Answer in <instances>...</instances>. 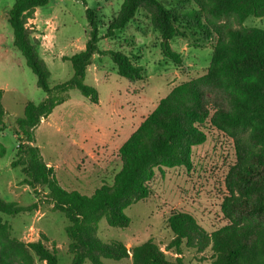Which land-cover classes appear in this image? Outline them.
I'll return each instance as SVG.
<instances>
[{
    "label": "trees",
    "instance_id": "16d2710c",
    "mask_svg": "<svg viewBox=\"0 0 264 264\" xmlns=\"http://www.w3.org/2000/svg\"><path fill=\"white\" fill-rule=\"evenodd\" d=\"M85 6V0H77ZM48 0H14L6 13L12 30L13 47L26 67L36 77V87L45 94L38 104L26 103L22 117L15 119L18 140L11 168H19L22 184L47 190L52 210L60 212L67 226L69 264H103V260H130L131 264H185L181 247L203 253L210 247L214 264H264V29L222 26L233 21L237 26L248 18H264V0H179L164 4L160 0H123L116 16L107 24L105 38L125 29L137 12L145 10L152 29L159 34L164 58L180 66L181 57L170 47L177 37L187 35L207 41L216 35L205 74L183 82L170 90L154 110L118 149L120 169L111 184L103 183L90 196L63 190L52 167L42 160L35 146L34 130L53 109L77 90L90 104L98 103L96 90L84 84L87 68L94 54L107 55L120 78L129 82L143 79L141 67L120 52L99 51L98 22L94 10L86 9L88 40L80 52L65 59L72 77L50 87L49 72L37 53L38 41L28 23L35 10ZM194 8L182 12L183 6ZM0 131L4 130L5 112L1 104ZM208 120L234 140L236 162L225 177L227 195L220 210L227 224L207 234L195 219L183 212H172L166 224L173 235L168 249L177 255L166 259L148 240L126 249L120 241L101 242L96 224L104 219L109 227L125 229L130 220L124 210L147 199L155 170L191 166V149L205 141L200 130ZM5 149L0 145V158ZM36 205L23 207L0 198V264H58L54 248L44 245L42 235L35 242L24 243L11 236L10 226L2 216L14 217L31 212Z\"/></svg>",
    "mask_w": 264,
    "mask_h": 264
},
{
    "label": "rangeland",
    "instance_id": "374dc122",
    "mask_svg": "<svg viewBox=\"0 0 264 264\" xmlns=\"http://www.w3.org/2000/svg\"><path fill=\"white\" fill-rule=\"evenodd\" d=\"M123 0H48L35 10L28 27L39 45L37 53L48 72V84L53 87L72 77L71 65L65 59L84 49L89 38L85 10H94L98 22L99 51L120 52L143 70V79L129 82L120 78L107 55L94 54L87 68L84 84L98 94L95 105L86 101L77 90L68 92V99L55 107L34 130L35 146L44 163L52 167L59 186L67 192L90 196L101 184H111L120 169L118 149L139 124L172 88L196 79L209 66L216 35L207 41L187 35L174 38L169 44L181 57L177 66L163 57L159 34L150 24L145 10L137 12L125 29L105 38L107 24L116 16ZM173 4L179 0H160ZM14 0H0V89L5 112L0 145L5 154L0 158V198L36 209L14 217L2 216L11 229V236L24 243L35 242L43 235L48 249L54 248L58 264H69L68 239L64 228L67 221L60 212L52 210L47 190L32 189L22 184L19 168H11L18 140L15 119L22 117L26 103L38 104L45 97L36 87V77L26 67L21 54L13 47L12 30L6 13ZM194 8L183 6L182 12ZM222 26L242 29H264V18H248L241 26L233 21H221ZM205 141L191 149L189 169L184 167L155 170L150 183V195L133 204L124 215L130 220L125 229L109 227L104 219L96 224V236L103 242H122L126 249L152 241L173 261L177 256L168 249L173 235L166 224L172 212L191 215L210 234L227 224L220 206L227 195L225 177L236 162L234 140L211 126L208 120L200 126ZM208 247L203 253L181 247L185 264H214ZM35 264H43L35 259ZM84 264H90L85 262ZM103 264H131L130 260H103Z\"/></svg>",
    "mask_w": 264,
    "mask_h": 264
}]
</instances>
